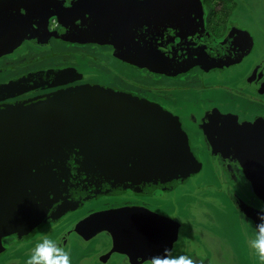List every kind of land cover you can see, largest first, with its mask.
I'll use <instances>...</instances> for the list:
<instances>
[{
	"label": "water",
	"instance_id": "obj_1",
	"mask_svg": "<svg viewBox=\"0 0 264 264\" xmlns=\"http://www.w3.org/2000/svg\"><path fill=\"white\" fill-rule=\"evenodd\" d=\"M52 20L59 24L54 31ZM55 44L96 47L136 77L142 71L170 79L220 75L252 59L247 81L264 96L263 44L241 24L215 40L204 28L200 0H0V60L28 49L50 51ZM113 66L107 75L56 67L8 80L0 76V256L14 244L40 241L49 225L91 201L127 192L169 198L198 185L201 166L185 110L171 114L120 90L115 80L129 75ZM197 116L207 120L201 130L206 137L229 150L232 164L238 168L248 160L250 191L264 206V121L257 120L259 130L246 137L236 114L212 109ZM257 133L262 143L245 157L239 140L256 141ZM209 155L216 173L226 176L223 154ZM230 199L252 238L264 212L234 195ZM179 229L169 217L127 206L84 216L58 244L103 237L110 252L129 257L131 264H157L169 260ZM7 238L13 242L4 246Z\"/></svg>",
	"mask_w": 264,
	"mask_h": 264
},
{
	"label": "flooded vegetation",
	"instance_id": "obj_2",
	"mask_svg": "<svg viewBox=\"0 0 264 264\" xmlns=\"http://www.w3.org/2000/svg\"><path fill=\"white\" fill-rule=\"evenodd\" d=\"M200 1L202 3L204 28L215 40H221L227 34L230 27H239V24H241V26H245V28L247 26L248 29L264 46V22L245 21L241 15V13L245 14L246 12L254 14L252 5L248 6V3L252 0ZM256 1L259 3H264V0ZM262 12L263 11L261 10L259 11V13ZM262 16L264 18V12ZM58 28L59 24L56 20H52L49 23L50 31H54ZM56 45H59L58 47L62 46L65 48H71L73 51H75L69 53V57L71 58L69 63L49 64L40 69L38 68L25 73L21 72L15 74L11 78L47 68L77 67V61L79 59L82 61L80 67H92L98 69L100 72L105 71V73L107 72V74H110L108 73L107 69L111 60L101 55L96 47H80L62 44ZM54 49L55 45L52 46L50 51H37L36 49H28L15 58L1 59L0 72H6L8 70L7 68L9 64L13 62L14 59L19 58L25 53H45L50 55ZM78 55H81V57ZM253 65L254 60L250 59L246 61L240 69L234 70L232 72L208 76H202L201 74L194 73L187 74L186 76L177 79H170L162 76L155 77L146 72V74H144V71H142L141 75L142 77L144 76V78H146L145 83L148 84V86H144L146 87L145 90L149 88L150 93H148V95L140 93L137 88V90L133 88L134 85L129 84V86L127 84L129 82H125L122 78L117 79V87L120 90L139 95L149 102L159 104L168 113H179L180 111L186 110L185 108H188V106H191L193 110H189V108L187 111H185L184 120L192 121V123H190L191 125H188V130L192 132L194 148L196 149L197 155L199 157L203 179L206 177L204 180H202L203 186L195 191L185 190L179 195L170 198H166L158 192L151 196H140L127 192L121 196L100 198L98 200L91 201L87 207L68 219L49 225L47 229L43 231V234H47L51 239L57 241L58 243L72 224L88 214L107 209L137 206L143 207L158 215L169 217L178 223L180 228L178 232V240L174 243L173 248L170 251L169 260L175 259V254L177 253L176 251H178L180 247L188 245L197 252L199 251L201 254L200 258L203 259L204 264L216 263L214 256L217 257L216 259L222 264H231L223 259L222 255H224V251L221 241L215 231L211 229V226H214V224L211 225L209 222L211 221V217H209L206 213L212 210L213 203L216 201L219 202V200L222 201V199L225 198L229 203V206H231L233 210L237 212L242 229L244 230L241 216L231 202L230 196H236L246 206L256 211L264 212V206L250 191L253 182L251 181V178L246 176V173L249 174L250 177L253 176L251 175L250 164L248 160L241 161V165L238 168L236 167V164H232L230 160L231 155L227 154L229 150H221L218 145H215L209 140V138L206 137V135L203 133L205 131H201L202 128L205 127L207 120L203 119V117H196V115L212 109L218 110L221 113L236 114L240 116V119L237 120L239 123L238 125L244 132H248L245 134V136L253 137L252 134H255L259 130V127L257 128L254 123H256L259 119L264 121V96L258 94L257 89L251 86L247 81L249 75L252 72ZM237 73L240 74V77L233 86L230 84L220 86L219 84H215L214 81L210 80L211 78H217L221 80L224 77L232 76ZM0 76L3 75L0 74ZM8 78L11 79L10 77ZM134 82L135 81H132V83ZM199 85L202 86L200 87ZM142 88L143 87L140 86L139 89ZM207 90H216L218 92L217 94L221 95L222 100L218 101L214 98L209 99V102H207L201 95V93H204ZM196 91L198 93H196ZM177 92L183 94L187 93V95L180 96V94H176ZM192 94L193 96H188ZM257 134L259 135V138H257L256 141H248L246 138L244 140H239V143L243 147V149L239 152H242L245 157L254 156L256 154L254 152L257 150V142L261 145L262 134ZM228 144L229 142H226L225 147ZM213 147L215 148L213 149ZM254 147H256L255 150H253ZM210 152H216L217 155H220V153L223 154L225 158L222 162H224V166L228 167L229 170V173L226 176L223 174V172H221L220 175L216 173L217 167L214 165V161L210 158ZM222 162H220V165ZM243 166L245 167V170L242 168ZM236 169H239V172ZM205 172H210L212 181H210V179L207 177L208 175ZM208 190H211V192H215L216 194L215 196H212L208 202L207 200H203L202 197H194L199 196L198 193L200 191L206 192ZM98 201L103 202H100L97 207H94L93 205ZM176 201L179 203L185 201V203H187L185 204V206L187 205L186 210H188L187 213L191 215L189 216V219H186V216L177 212V209H175L177 208ZM206 205L208 207H206ZM223 206L224 210H226L227 207H225L224 204ZM206 208L209 211H207ZM12 242L13 238L4 239L3 245L7 246ZM38 242L39 241H35L30 244H14L0 257H3V255L5 256L6 253H9L12 248L16 247H22L25 250L26 255H31L32 249ZM63 248L69 253V256H73L75 259H78L77 264H131L129 257L116 252H110L113 248H111L109 241L103 237L92 239L85 243L72 237L67 240ZM204 251L208 253L206 254ZM132 259L134 263L139 261V258L132 257ZM2 264L14 263L13 261L8 260L6 263L4 262ZM16 264L20 263L16 262ZM21 264L23 263L21 262ZM140 264L151 263L148 261L141 262Z\"/></svg>",
	"mask_w": 264,
	"mask_h": 264
},
{
	"label": "rangeland",
	"instance_id": "obj_3",
	"mask_svg": "<svg viewBox=\"0 0 264 264\" xmlns=\"http://www.w3.org/2000/svg\"><path fill=\"white\" fill-rule=\"evenodd\" d=\"M244 1H246V0H244ZM249 5H252V10L254 11V14L247 13V12L245 14H243L240 12L241 15L243 16L244 20L245 21H253V22H264V18L262 16L263 12H264V3H259L256 0H252L251 2L248 3V6ZM260 10L263 12L259 13ZM58 46L59 45L55 44V49L50 53V55L45 54V53H31V54L25 53L24 55L20 56L19 58L14 59V61L9 64V66L7 68L8 70L6 72L2 73V75H3L2 79H7L8 77L11 78L13 75L21 73V72L25 73L27 71L35 70L38 68L40 69V68L47 66L49 64L69 63L71 60V58L69 57V53L75 52V51H73V49H71V48H65L62 46L58 47ZM79 57H81V55ZM81 63H82V61L79 59L77 61V67H80ZM109 64H111L113 66L112 62H109ZM113 67L118 72L122 73L123 75H125V76L129 75L127 78L123 79L125 82H129V83H127L128 85L129 84L134 85L133 88H135V89L137 88L138 91L142 94L148 95V93H150L149 88H147V90H145L146 87H144V86L145 85L148 86V84L145 83L146 78H144V76L142 77V75H139V77L138 76L136 77L135 75H133L132 71H129V73H128L127 70H125L121 67H119V68L117 66H113ZM87 69L100 72L98 69L92 68V67H88ZM107 71H108V73H110L109 69H107ZM102 73L107 75V72L105 73V71ZM239 77H240V74L237 73V74L232 75V76L224 77L221 80L217 79V78L216 79L211 78L210 80L214 81L215 84L217 83L220 86L221 85H228V84L233 86L235 84V82L239 79ZM104 79L107 81V76L104 77ZM110 81L113 82L114 79H110ZM132 81H135L134 82L135 84L132 83ZM103 83H106V82H103ZM151 83H152V81H151ZM109 84H111V83H109ZM114 85L118 86L117 80H115ZM122 85H125V84H122ZM140 86L143 88L139 89ZM199 86L201 87L202 85H199ZM196 93H198V92L196 91ZM217 93L218 92L216 90H207L206 92L201 93V95H202V97L205 98V100L207 102H209V99H214V98L218 101H221L222 100L221 95H219ZM176 94H180V96L181 95H187V93L183 94L180 92H177ZM137 96H139V95H137ZM188 96L189 97L193 96V94L188 95ZM185 109H186L185 111H187V109L193 110L191 108V106H188V108H185ZM198 159H199V157H198ZM205 173L208 175L207 177L210 179V181H212V177H211L210 172H205ZM204 179H203V175L201 174L200 177L198 178V180L196 181V183H194V184H196V185L198 184V185L190 187V190L195 191L197 189H200L201 186H203L202 180H204ZM194 184H192V185H194ZM200 192L198 193L199 196H194V197H198V198L202 197V199L207 200V202L212 196L216 195L215 192H211V190H208L206 192H201V193ZM100 202H103V201H100ZM100 202L98 201L93 206L97 207L100 204ZM210 203H212V202H210ZM185 204H187V203H185V201H182L180 203L177 202L176 203L177 208H175V209H177V212L179 214H183L184 216H186V219H189V216H191V215H189V213H187V211H188V210H186L187 205L185 206ZM223 204L225 205V207H227L226 210H224ZM212 206H213V208L210 211L206 208V210L209 211L206 214H208V216L211 217V221H209V222L211 223V225L214 224V226H211V229L213 231H215V233L217 234L218 238L221 241L223 251H224V255H222L223 259L226 262L231 263V264H258L256 257L252 254L251 250L248 247L247 241L250 239V237H248L247 231L245 229L244 230L242 229L240 219H239L237 212H235L233 210V208L231 206H229V203L227 202V200L225 198H223L222 201H220V200H219V202L216 201L215 203L212 204ZM206 207H208V206L206 205ZM204 220H205V218H204ZM176 252H175L176 253L175 259L183 257L186 260H190L191 264H197V263L204 264L203 259L200 258L201 254L199 253V251L197 252L196 250H194L192 247H190L188 245H184L183 247H180L178 249V251H176ZM204 253L207 254L208 252L204 251ZM29 256L30 255H26L25 250L22 247L12 248L9 253H6L5 256L3 255V257H0V264H2L4 262L6 263L8 260L13 261L14 264H16V262H19L20 264L22 262L23 264H25V261L29 258ZM216 258L217 257L214 256L216 263H212V264H222ZM69 259H70V261L72 260L71 264H77V260H78L77 258L75 259L73 256H69ZM192 261H194V262H192Z\"/></svg>",
	"mask_w": 264,
	"mask_h": 264
},
{
	"label": "clouds",
	"instance_id": "obj_4",
	"mask_svg": "<svg viewBox=\"0 0 264 264\" xmlns=\"http://www.w3.org/2000/svg\"><path fill=\"white\" fill-rule=\"evenodd\" d=\"M247 243L258 264H264V222L255 226L253 236ZM25 264H71V261L69 253L57 241L43 234ZM157 264H191V261L180 257L174 260L157 261Z\"/></svg>",
	"mask_w": 264,
	"mask_h": 264
},
{
	"label": "trees",
	"instance_id": "obj_5",
	"mask_svg": "<svg viewBox=\"0 0 264 264\" xmlns=\"http://www.w3.org/2000/svg\"><path fill=\"white\" fill-rule=\"evenodd\" d=\"M144 74H146L145 72H143ZM139 77V76H138Z\"/></svg>",
	"mask_w": 264,
	"mask_h": 264
}]
</instances>
